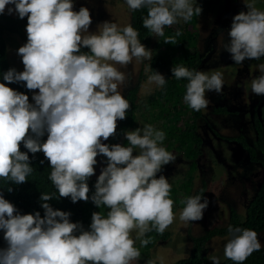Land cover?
Segmentation results:
<instances>
[{"label": "clouds", "instance_id": "1", "mask_svg": "<svg viewBox=\"0 0 264 264\" xmlns=\"http://www.w3.org/2000/svg\"><path fill=\"white\" fill-rule=\"evenodd\" d=\"M126 3L132 11L147 7L143 26L155 37L164 36L165 27L181 20L186 23L202 11L195 0ZM243 3L247 11L233 17L224 49L236 64L264 57V11L256 7V0ZM6 9L20 19L27 17L28 23L27 42L17 53L24 70L9 69L3 76L7 83L0 82V179L15 184L28 180L33 168L28 153L21 151L23 144L33 154L44 153L52 169L49 179L60 197H70L73 203L87 201V181L95 174L100 154L107 158V166L91 200L110 210L106 217L94 212L90 230H82V225L70 221L69 212L53 209L48 203L53 198L50 194L40 197L45 210L42 217L39 211L19 214L0 193V230L7 242L6 248H0V264H130L140 256L136 240L152 229L163 234L175 219L171 186L166 177H157L163 165L176 160L158 146L164 133L148 124L126 132L128 146L102 143L115 135L118 120L126 119L131 107L119 91L126 78L116 65L126 67L134 58L151 60V50L131 25L119 28L105 21L96 33H89L90 10L75 11L73 0H0V14ZM180 35L177 31L176 36ZM164 43L175 44V39L166 38ZM82 47L90 52H81ZM257 69L260 75L252 80L251 92L264 96V63ZM171 71L177 80L189 81L184 101L195 111L208 107L206 92H223L219 72L208 75L184 66ZM21 82L29 90H39L33 96L35 104L27 94L8 86ZM165 83L158 71L148 76L149 85L163 87ZM45 132L47 140L41 143ZM134 149L138 155H133ZM201 200V196L188 198L180 220L203 219L209 201ZM228 231L231 238L224 256L235 264H243L261 249L256 231L232 226ZM148 242L141 240L143 245ZM208 259L220 264L217 256Z\"/></svg>", "mask_w": 264, "mask_h": 264}, {"label": "rangeland", "instance_id": "2", "mask_svg": "<svg viewBox=\"0 0 264 264\" xmlns=\"http://www.w3.org/2000/svg\"><path fill=\"white\" fill-rule=\"evenodd\" d=\"M195 4L202 9L201 13L196 14L197 43L203 57L198 71L208 75L219 72L224 84L220 95L215 92H206V98L209 100L208 107L202 109L197 118V131L202 138V145L196 157L192 189L204 183L203 198L207 199L209 204L204 209L203 219L188 223L179 218L185 206H173L174 222L165 230L167 233L164 236L157 237L149 251L151 259L158 264H169L178 257L187 255L192 247V237L202 234L208 227L225 224L230 218L232 208L236 210L237 217L241 220L245 215L249 199L263 178L260 164L250 160L242 144L231 138L241 133L250 144L254 145V113L261 119L264 126V96H257L251 92L252 80L260 75L257 65L264 63V57L259 61L246 59L243 64H236L231 54L224 50L229 41L228 31L233 17L241 11H247L246 5L243 0H195ZM73 7L75 11H79L81 7H87L90 10L92 24L89 27V33H96L98 26L105 21L123 28L130 23L131 19V9L126 0H73ZM256 7L264 11V0H256ZM5 12L8 13L7 9ZM15 14L13 12L11 15ZM3 36L7 45L6 55L9 63L23 70L22 57L17 53L25 43L16 32L5 30ZM150 38V44L145 46L153 54L160 50V47H155L160 37H155L151 33ZM149 61L134 58L126 67L116 65L126 78L125 83L119 88L123 96L129 87L136 84L140 71H144L145 76L138 90L140 112L144 111L148 95L157 87L155 84H148V76L152 74L145 72V69H149ZM158 72L164 75L165 70ZM38 91V89L30 90L32 99ZM215 105H224L228 112H214ZM148 124L163 132L162 129H158L160 123L146 120L142 116H139L137 124L127 131H134ZM126 132L117 144L128 146ZM106 141L102 140V143L106 144ZM161 143L158 146H161ZM169 153L173 154L176 160L163 165L157 176L166 177L170 184L185 177V173L189 171L190 159L175 149L170 150ZM138 154L139 150L134 149L133 155ZM94 167L95 174L91 177L96 176L105 167V156L98 154L97 164ZM132 237L134 239L136 237L135 230L132 232ZM230 238V233L213 235L204 243L202 253L207 258L214 255L221 260L224 257L225 244ZM258 239L261 245H264V229L258 232Z\"/></svg>", "mask_w": 264, "mask_h": 264}, {"label": "trees", "instance_id": "3", "mask_svg": "<svg viewBox=\"0 0 264 264\" xmlns=\"http://www.w3.org/2000/svg\"><path fill=\"white\" fill-rule=\"evenodd\" d=\"M147 15V7L136 11L131 10V19L128 24L138 31V39L146 46L150 44L151 39L150 30L143 26V20ZM27 23V17L20 19L18 14L11 15L6 12L0 14V82L7 83L4 81L3 76L9 69L15 68L19 72L24 70H20L9 63L6 55L7 45L3 33L5 30L16 32L22 41L26 43L27 33L24 31V27ZM177 31L181 33L180 36H176ZM169 37L175 39V44L164 43V40ZM197 42L196 14L186 23L179 21L170 27H165L164 36L160 37L159 41L155 43V47H160V50L152 54V59L148 64V72L150 74L165 70V85L153 89L146 98L144 111L141 110L140 112L141 104L138 102V90L140 82L145 76L144 71L141 70L136 84L129 87L124 95L131 105L126 113V119L118 121L115 135L106 141L108 145L117 144L125 132L137 124L139 116L146 118V120L160 123L158 129H162L165 134V140L161 143L160 147H164L168 152L175 149L190 159L188 165L189 171L185 173V177L170 183L169 198L173 200V206H186L188 198L195 196L203 198L205 192L204 183L192 189L193 172L197 164L196 157L201 151L202 144V138L196 130L197 118L201 114L202 109L195 111L184 101L189 81L187 79L177 80L173 77L171 71L174 66H184L189 70L198 71L202 63V56ZM81 52L87 53L90 50L82 47ZM8 86L18 92L27 94L29 102L35 104V101L30 96V90L27 89L25 83H11ZM213 110L215 112H227L226 107L223 105H216ZM253 126L255 129L254 145L250 144L241 133L231 137L242 144L249 158L257 161L263 170L262 181L249 199L244 217L241 220L238 219L236 210L232 208L230 218L225 224L208 227L202 234L193 236L190 252L185 256L178 257L169 264H214V261L208 259L202 253V247L208 238L216 234L224 235L229 233V226L254 230L257 234L264 229V126L261 119L255 113L253 116ZM46 140L47 132L40 138V142L43 143ZM20 148L21 151L28 153L30 166L33 168V172L29 175L28 180L23 184H15L14 182L0 179V193L3 194L5 199L15 205L19 214H35L39 211L43 217L45 210L42 207L43 202L40 200V197L43 193H47L53 196L48 201L53 209L69 212L71 214L69 217L70 221L82 225V230H90L92 214L94 212H100L101 215L107 216L110 209L106 206L98 207L91 200V196L95 192V184L101 172L94 177H90L87 181L90 189L89 200H80L73 203L70 197H60L58 190L49 179L52 169L44 153L41 151L33 154L23 144H21ZM106 166L107 158L105 157ZM9 188L12 189L11 192L8 191ZM166 233L164 231L161 234L155 229L147 232L135 243L140 256L136 259L137 261H131L130 264H158L157 261L151 259L149 251L157 237L160 235L164 236ZM3 237L4 231L0 230V248L7 247V242ZM141 240H148L149 242L147 245H143ZM220 264H235V262L226 259L224 256L220 260ZM243 264H264V245H261L259 251H254Z\"/></svg>", "mask_w": 264, "mask_h": 264}, {"label": "flooded vegetation", "instance_id": "4", "mask_svg": "<svg viewBox=\"0 0 264 264\" xmlns=\"http://www.w3.org/2000/svg\"><path fill=\"white\" fill-rule=\"evenodd\" d=\"M150 36H151V35H150ZM197 45H198V43H197ZM199 51H200V50H199ZM200 54H201V53H200ZM201 56H202V55H201ZM202 60H203V57H202ZM200 65H201V64H200ZM215 106H216V105H215ZM215 106H214V107H215ZM223 106H224V105H223ZM214 107H213V108H214ZM224 107H225V106H224ZM226 109H227V108H226ZM213 111H214V110H213ZM214 112H215V111H214ZM227 112H228V109H227ZM216 113H218V112H216ZM219 113H220V112H219ZM199 116H200V115H199ZM199 116H198V117H199ZM253 116H254V114H253ZM196 130H197V128H196ZM197 132H198V131H197ZM198 133H199V132H198ZM201 145H202V144H201ZM244 149H245V148H244ZM250 160H251V159H250ZM252 161H253V160H252Z\"/></svg>", "mask_w": 264, "mask_h": 264}]
</instances>
